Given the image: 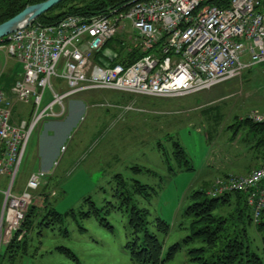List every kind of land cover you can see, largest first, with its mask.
I'll return each mask as SVG.
<instances>
[{"label": "rangeland", "instance_id": "374dc122", "mask_svg": "<svg viewBox=\"0 0 264 264\" xmlns=\"http://www.w3.org/2000/svg\"><path fill=\"white\" fill-rule=\"evenodd\" d=\"M15 62L0 48V71ZM59 83L51 81L57 93L61 91ZM81 97L84 110H72L68 119L54 128L53 138L46 140L50 172L21 213L9 209L10 204L26 192L30 175L42 171L36 167V157L52 128L48 130L43 121L32 132L6 209L4 192L9 182L0 176V264H137L126 249L131 240L132 207L147 210L148 231L160 240L164 260L172 246H180L173 259L162 264H194L188 252L203 244L186 242L191 219L184 213L192 203L191 195L202 191L210 198L214 186L229 187L228 179L247 176L259 168L254 166L264 144L254 139L258 131L238 124L248 121L254 125L249 117L264 114V67L184 98L156 99L108 90L85 92ZM50 100L51 93L46 90L42 106ZM22 109L29 110L27 106ZM18 114L16 109L12 116L19 123ZM66 114L67 108L64 116L55 120ZM174 142L184 150L187 165L176 158ZM62 143L64 154L58 152L53 160ZM135 182L149 189L140 195ZM125 197L130 199L128 204ZM32 205L39 210L49 206L64 216L62 222L51 225L39 238L33 234L29 241L26 237L25 251L8 249ZM224 212L232 213L233 207ZM80 213L89 217L82 218ZM157 220L167 224L165 236L157 231ZM253 225L246 228L248 240L260 249L264 232ZM23 235L17 238L20 245ZM59 247L71 251L77 262L55 250Z\"/></svg>", "mask_w": 264, "mask_h": 264}, {"label": "built area", "instance_id": "2783aa9c", "mask_svg": "<svg viewBox=\"0 0 264 264\" xmlns=\"http://www.w3.org/2000/svg\"><path fill=\"white\" fill-rule=\"evenodd\" d=\"M212 1L138 0L89 18L70 15L53 26L33 24L0 40V48L23 67L12 96L0 87V176L12 186L34 129L62 118L65 100L76 95L108 90L184 98L262 66L264 0H228L227 8ZM53 79L64 81L66 90L55 92ZM46 90L52 100L42 106ZM15 103L30 106V119L11 124ZM248 120L264 127V114ZM47 175L32 173L26 192L9 209L21 213L28 207ZM228 180L229 187L214 186L210 198L244 195L254 224L264 228V156L258 169Z\"/></svg>", "mask_w": 264, "mask_h": 264}, {"label": "trees", "instance_id": "16d2710c", "mask_svg": "<svg viewBox=\"0 0 264 264\" xmlns=\"http://www.w3.org/2000/svg\"><path fill=\"white\" fill-rule=\"evenodd\" d=\"M44 1L46 0H0V24L13 18L27 6L36 5ZM134 1L138 0H65L48 13L42 15L33 24L53 26L70 15L89 18L103 14L109 9L121 8ZM212 5L219 8H227L229 2L228 0H213ZM260 67H264V65ZM243 125L249 127L250 130L260 132L262 134L260 143L264 144L263 126L253 125L248 121H244L240 122L238 127ZM173 146L176 149L174 154L178 161L187 165L188 161L184 150L178 143L174 142ZM136 171L141 170L137 168ZM117 178L120 184L124 185L122 177L117 176ZM148 189L147 186L135 182L136 193L141 195L146 193ZM191 200V205L186 208L184 213L185 217L191 219V235L186 238V242L199 241L203 244L202 247L188 252L194 264H264V235L260 249L252 247L248 240L246 228L254 225L252 212L246 204L244 195L233 194L213 199L207 197L204 192L197 191L191 195ZM87 201L90 207L94 209V204L90 200ZM124 202L128 204L130 199L125 197ZM231 207H233L232 213L224 212L226 208L231 209ZM93 213L97 216V210H94ZM80 214L82 218L89 217V214ZM147 216V210H138L132 207L129 220L131 240L127 243L126 249L131 259L137 264H162L173 259L180 246H172L164 260L160 240L156 234L148 231ZM63 217V215L50 209L47 205L42 210H39L34 205L30 206L21 224V230L14 237L8 249L16 247L17 251H25L28 248L26 237H29V241H31L33 234L38 238L41 237L43 231L49 229L56 222L61 223ZM101 224L111 230L110 225L105 220H102ZM256 230L264 232L262 225H258ZM157 231L165 236L168 232L167 224L157 220ZM22 233L25 240L20 245V241H17V238ZM55 250L77 262L71 251L60 247Z\"/></svg>", "mask_w": 264, "mask_h": 264}, {"label": "crops", "instance_id": "0c3cea01", "mask_svg": "<svg viewBox=\"0 0 264 264\" xmlns=\"http://www.w3.org/2000/svg\"><path fill=\"white\" fill-rule=\"evenodd\" d=\"M15 62V60H14ZM20 64L15 62L14 64H10L7 65L2 71H0V87L3 89V91L8 95V96H12V87H13V84L16 80L20 79V77L22 76V73H23V67L22 66H19ZM20 67V68H19ZM56 81H60L61 83H59V85L61 86V91L58 92V93H62L66 90V84L64 81L62 80H58V79H54ZM89 94V93H88ZM80 96V97H79ZM81 95H78L76 97H73L71 99H68L66 100V108H67V114L65 116V118H63L62 120H51V121H47V122H44L43 125L48 129V130H51L50 128H52L53 132L51 131H47L46 132V135L44 136L45 138V142L43 141V146L42 148H40V150H38V154H37V157H36V161H37V169H41L42 171H50V168H51V164L49 163L50 162V158H49V153H48V150H47V147H46V143L48 141V139H52L53 136H54V128L57 126V125H60L62 124L64 121H66V119H68L70 113H72V110H78V109H82L84 110V103L82 104V101H80L83 97H81ZM23 106H27V105H22V104H16L14 105L13 107V110H12V115H13V112L17 109L18 111V116L21 118L19 119V121H24L25 119L23 118H29V113H30V106H27L29 108V110L26 112H23L22 110V107ZM83 107V108H82ZM83 113V112H82ZM15 120V117L13 118L12 116V119H11V122L13 124L17 123ZM75 125L71 126L70 127V130L72 128H74ZM256 134V142L259 143V139L261 137L262 134H260L259 132L255 133ZM256 143V144H257ZM63 145V143H62ZM61 145V146H62ZM263 149H264V146H263ZM58 152L59 150L57 151V154L55 157H53V160L56 159L57 155H58ZM263 156H264V151H263V154L258 157V163L256 166L254 167H259L262 163V159H263ZM20 192V190H19Z\"/></svg>", "mask_w": 264, "mask_h": 264}, {"label": "water", "instance_id": "95a60500", "mask_svg": "<svg viewBox=\"0 0 264 264\" xmlns=\"http://www.w3.org/2000/svg\"><path fill=\"white\" fill-rule=\"evenodd\" d=\"M63 1L65 0H46L36 5L27 6L13 18L0 24V40L21 29H25L33 25V23L42 15L48 13Z\"/></svg>", "mask_w": 264, "mask_h": 264}, {"label": "bare ground", "instance_id": "6f19581e", "mask_svg": "<svg viewBox=\"0 0 264 264\" xmlns=\"http://www.w3.org/2000/svg\"><path fill=\"white\" fill-rule=\"evenodd\" d=\"M11 188V184L8 185V188L6 189V191L4 192V195H7V193L9 192V189Z\"/></svg>", "mask_w": 264, "mask_h": 264}]
</instances>
